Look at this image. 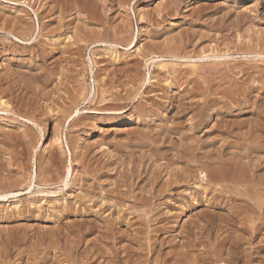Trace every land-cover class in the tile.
<instances>
[{
  "label": "rangeland",
  "instance_id": "rangeland-1",
  "mask_svg": "<svg viewBox=\"0 0 264 264\" xmlns=\"http://www.w3.org/2000/svg\"><path fill=\"white\" fill-rule=\"evenodd\" d=\"M0 26V264H264V0H0Z\"/></svg>",
  "mask_w": 264,
  "mask_h": 264
},
{
  "label": "bare ground",
  "instance_id": "bare-ground-1",
  "mask_svg": "<svg viewBox=\"0 0 264 264\" xmlns=\"http://www.w3.org/2000/svg\"><path fill=\"white\" fill-rule=\"evenodd\" d=\"M80 1H81V0H80ZM103 2H104V1H103ZM67 3H68V2H67ZM74 3H75V2H74ZM94 4H95V3H94ZM67 6H68V5H67ZM76 6H77V5H76ZM76 6H75V7H76ZM91 7H92V6H91ZM102 7H103V6H102ZM169 7H170V6H169ZM73 8H74V7H73ZM176 8H177V7H176ZM81 9H82V8H81ZM78 10H79V9H78ZM85 10H86V9H85ZM67 11H68V10H67ZM102 11H103V9H102ZM91 12H92V11H91ZM96 13H97V12H96ZM101 13H102V12H101ZM79 14H80V13H79ZM92 14H93V12H92ZM92 14H91V15H92ZM103 14H104V13H103ZM59 15H60V14H59ZM76 15H77V14H76ZM81 15H82V14H81ZM85 15H86V14H85ZM89 15H90V14H89ZM244 15H245V14H244ZM56 16H57V15H56ZM101 16H102V15H101ZM76 17H77V16H76ZM84 17H85V16H84ZM85 18H86V17H85ZM96 18H99V17H96ZM90 19H91V18H90ZM92 19H93V18H92ZM103 19H105V18H103ZM61 20H62V19H61ZM82 20H83V19H82ZM94 20H95V19H94ZM96 20H97V19H96ZM110 20H111V19H110ZM4 21H5V20H4ZM14 22H16V21H14ZM100 22H101V21H100ZM120 22H121V21H120ZM125 23H126V22H125ZM12 24H13V23H12ZM17 24H19V23H17ZM90 24H91V23H90ZM128 24H129V23H128ZM83 25H84V24H83ZM223 25H224V24H223ZM0 27H1V26H0ZM215 27H216V26H215ZM75 28H76V27H75ZM22 30H23V29H22ZM59 30H60V29H59ZM89 30H91V29L89 28ZM229 30H230V27H229ZM8 31H9V30H8ZM227 31H228V30H227ZM17 32H19V31H17ZM76 32H77V31H76ZM77 34H79V33H77ZM196 34H197V33H196ZM255 35H256V34H255ZM89 38H90V37H89ZM190 38H191V37H190ZM27 39H28V38H27ZM78 40H79V39H78ZM149 41H150V40H149ZM23 42H24V41H23ZM129 42H130V41H129ZM248 43H249V42H248ZM250 43H251V42H250ZM27 46H28V45H27ZM38 49H39V48H38ZM77 50H78V49H77ZM72 51H73V50H72ZM75 53H76V52H75ZM257 55H259V54H257ZM257 55H256V56H257ZM220 56H221V55H220ZM262 56H263V55H262ZM204 57H207V56L205 55ZM208 57H209V56H208ZM212 57H213V56H212ZM214 57H215V55H214ZM221 57H222V56H221ZM226 57H227V56H226ZM226 57H224V58H226ZM259 57H261V56H259ZM87 58H88V57H87ZM153 58H154V57H153ZM155 58H156V57H155ZM217 58H218V57H217ZM222 58H223V57H222ZM227 58H228V57H227ZM132 59H133V58H132ZM215 59H216V58H215ZM232 61H233V60H232ZM244 61H245V60H244ZM254 61H256V60H254ZM218 62H219V61H218ZM233 62H234V61H233ZM226 63H227V62H226ZM230 63H231V62H230ZM96 65H97V64H96ZM240 65H241V64H240ZM127 66H128V65H127ZM212 66H214V65H212ZM219 66H220V65H219ZM230 66H231V64H230ZM119 67H120V66H119ZM216 67H217V66H216ZM210 68H212V67H210ZM238 68H239V67H238ZM225 69H226V68H225ZM178 71H179V70H178ZM211 71H213V70H211ZM41 73H42V72H41ZM33 76H34V75H33ZM38 76H40V75H38ZM190 76H191V74H190ZM222 76H223V75H222ZM110 77H113V76L111 75ZM164 77H165V76H164ZM180 77H181V76H180ZM187 77H188V76H187ZM200 77H201V76H200ZM43 78H44V77H43ZM260 78H261V77H260ZM36 79H37V78H36ZM130 79H131V78H130ZM120 80H121V79H120ZM178 80H179V79H178ZM221 80H222V79H221ZM224 80H225V78H224ZM18 81H19V80H18ZM43 82H44V81H43ZM250 82H251V81H250ZM22 83H23V82H22ZM40 83H41V82H40ZM204 83H205V82H204ZM109 84H110V83H109ZM193 84H194V83H193ZM10 85H11V84H10ZM43 86H44V85H43ZM46 86H47V85H46ZM211 86H212V85H211ZM6 87H7V86H6ZM98 87H99V86H98ZM72 88H73V87H72ZM118 88H119V87H118ZM15 89H16V88H15ZM100 89H101V88H100ZM124 89H125V88H124ZM192 89H194V87H193ZM71 90H72V89H71ZM194 90H195V89H194ZM225 90H226V89H225ZM21 91H22V90H21ZM146 91H147V90H146ZM189 91H190V90H189ZM211 91H212V90H211ZM59 92H60V91H59ZM45 93H46V92H45ZM199 93H200V92H199ZM204 93H205V92H204ZM183 94H184V93H183ZM120 95H121V94H120ZM9 96H10V95H9ZM13 96H14V95H13ZM258 97H259V96H258ZM222 98H223V97H222ZM234 98H235V97H234ZM8 100H9V99H8ZM191 100H192V99H191ZM33 101H34V100H33ZM65 101H66V100H65ZM99 101H100V100H99ZM127 101H129V100H127ZM230 102H231V101H230ZM195 103H196V102H195ZM177 104H178V103H177ZM60 105H61V104H60ZM213 106H214V105H213ZM14 107H15V106H14ZM47 107H48V106H47ZM3 108H4V107H3ZM63 108H64V107H63ZM103 108H104V106H103ZM109 108H110V107H109ZM110 109H111V108H110ZM191 109H192V108H191ZM5 110H6V109H5ZM25 111H26V110H25ZM39 112H40V111H39ZM100 112H101V111H100ZM40 113H42V112H40ZM76 113H77V112H76ZM183 113H184V112H183ZM25 115H26V114H25ZM201 115H202V114H201ZM31 116H32V115H31ZM38 116H39V115H38ZM32 117H33V116H32ZM58 118H59V117H58ZM76 119H78V118H76ZM76 119H75V120H76ZM26 120H27V119H26ZM73 120H74V119H73ZM58 121H59V120H58ZM198 121H200V120H198ZM258 122H259V121H258ZM262 122H263V121H262ZM55 123H56V122H55ZM178 123H179V122H178ZM180 123H181V122H180ZM196 123H197V122H196ZM202 123H203V121H202ZM205 123H206V122H205ZM36 124H37V123H36ZM179 125H181V124H179ZM179 125H177V126L179 127ZM206 125H207V124H206ZM206 125H205V126H206ZM218 125H219V124H218ZM225 125H226V124H225ZM216 126H217V125H216ZM226 126H228V124H227ZM234 126H235V125H234ZM239 126H240V125H239ZM248 126H249V125H248ZM0 127H1V126H0ZM167 127H168V126H167ZM174 127H175V126H174ZM174 127H173V128H174ZM230 127H231V126H230ZM180 128H181V127H180ZM225 128H226V127H225ZM212 129H213V127H212ZM232 129H233V128H232ZM232 129H231V130H232ZM234 129H235V128H234ZM237 129H238V128H237ZM162 130H163V129H162ZM172 130H173V129H172ZM231 130H230V132H231ZM259 130H260V129H259ZM76 131H77V130H76ZM174 131H175V130H174ZM180 131H181V130H180ZM195 131H197V130H195ZM15 132H16V131H15ZM19 132H20V131H19ZM177 132H178V131H177ZM189 132H190V131H189ZM222 132H223V131H222ZM228 132H229V131H228ZM244 132H245V131H244ZM234 133H236V132L234 131ZM237 133H238V132H237ZM146 134H147V133H146ZM193 134H194V133H193ZM193 134H192V135H193ZM238 134H240V133H238ZM260 134H261V133H260ZM28 135H29V134H28ZM257 135H258V133H257ZM11 136H12V135H11ZM26 136H27V135H26ZM183 136H185V135H183ZM193 136H195V135H193ZM230 136H231V135H230ZM235 136H237V135L235 134ZM244 136H245V135H244ZM29 137H30V136H29ZM144 137H145V136H144ZM237 137H238V136H237ZM239 137H240V135H239ZM256 137H258V136H256ZM4 138H5V137H4ZM6 138H7V137H6ZM15 138H16V137H15ZM27 138H28V137H27ZM145 138H147V137H145ZM74 139H75V138H74ZM162 139H163V138H162ZM182 139H183V138H182ZM191 139H192V138H191ZM194 139H195V138H194ZM196 139H197V138H196ZM196 139H195V140H196ZM224 139H225V138H224ZM229 139H230V138H229ZM229 139H228V140H229ZM242 139H244V138H242ZM246 139H247V138H246ZM254 139H255V138H254ZM260 139H261V138H260ZM8 140H9V139H8ZM18 140H19V139H18ZM75 140H76V139H75ZM184 140H186V139H184ZM197 140H198V139H197ZM244 140H245V139H244ZM256 140H257V139H256ZM67 141H68V140H67ZM136 141H138V140H136ZM143 141H145V140H143ZM147 141H148V140H147ZM179 141H181V140H179ZM187 141H189V139H188ZM199 141L201 142V140H199ZM229 141H230V140H229ZM242 141H243V140H242ZM8 142H9V141H8ZM8 142H7V143H8ZM25 142H26V140H25ZM183 142H184V141H183ZM189 142H190V141H189ZM189 142H188V143H189ZM192 142H193V139H192ZM194 142H195V141H194ZM197 142H198V141H197ZM197 142L194 143V144H195V147H198V143H197ZM200 142H199V143H200ZM3 143H4V142H3ZM74 143H75V142H74ZM185 143L187 144V142H185ZM185 143H184V146L186 147V144H185ZM212 143H213V142H212ZM249 143H250V142H249ZM141 144H143V143L141 142ZM182 144H183V143H182ZM202 144H203V143H202ZM210 144H211V143H210ZM145 145H147V144H145ZM191 145H193V144L191 143ZM199 145H200V144H199ZM207 145H208V144H207ZM154 146H155V145H154ZM169 146H170V145H169ZM188 146H190V145H188ZM188 146H187L186 149H188V150L190 151V149L188 148ZM204 146H205V145H204ZM225 146H226V145H225ZM147 147H148V146H147ZM179 147H180V145H179ZM179 147H178V149H179ZM181 147H182V145H181ZM191 147H192V146H191ZM193 147H194V146H193ZM151 148H152V147H151ZM154 148H155V147H154ZM171 148H172V146H171ZM176 148H177V147H176ZM247 148H248V147H247ZM156 149H157V148H156ZM156 149H155V150H156ZM159 149H160V148H159ZM186 149H185V151L187 152L188 150H186ZM191 149H192V148H191ZM196 149H197V148H196ZM198 149H199V147H198ZM203 149H204V148H203ZM252 149H253V148H252ZM256 149H257V148H256ZM153 150H154V149H153ZM157 151H158V150H157ZM164 151H165V150H164ZM174 151H175V149H174ZM182 151H183V150H182ZM162 152H163V150H162ZM196 152H197V151H196ZM201 152H202V151H201ZM203 152H205V151H203ZM207 152H208V151H207ZM243 152H244V151H243ZM165 153H166V151H165ZM176 153L178 154L179 152H175V154H176ZM180 153H181V152H180ZM211 153H212V152H211ZM211 153H210V154H211ZM185 154H186V153H185ZM208 154H209V152H208ZM208 154L206 153V155H208ZM210 154H209V155H210ZM250 154H251V153H250ZM163 155H164V154H163ZM179 155H182V154H179ZM187 155H188V154H187ZM187 155H186V156H187ZM190 155H191V154H190ZM193 155H195V154H193ZM198 155H200V154H197L196 156H198ZM204 155H205V153H204ZM206 155L204 156L205 158L208 157V156L206 157ZM164 156H165V155H164ZM191 156H192V155H191ZM210 156H211V155H210ZM210 156H209V157H210ZM133 157H134V156H133ZM179 157H180V156H179ZM187 157H188V156H187ZM192 157H193V156H192ZM198 157H201L200 159L204 158V157L201 156V155L198 156ZM212 157H213V155H212ZM225 157H226V156H225ZM88 158H89V157H88ZM175 158H176V157H175ZM193 158H194V157H193ZM196 158H197V157H196ZM218 158H219V157H218ZM226 158H227V157H226ZM229 158H230V157H229ZM235 158H237V157H235ZM185 159H187V158H185ZM189 159H190V158H189ZM211 159H212V158H211ZM214 159H217V157H214ZM221 159H222V158H221ZM238 159H239V158H238ZM74 160H75V159H74ZM182 160H183V159H182ZM182 160H181V161H182ZM191 160H192V159H191ZM191 160H188V161L190 162ZM206 160H208V159H206ZM206 160H205V161H206ZM209 160H210V159H209ZM209 160H208V161H209ZM218 160H219V159H218ZM224 160H226V159L224 158ZM224 160H223V161H224ZM229 160H230V159H229ZM231 160H232V159H231ZM234 160H236V159H234ZM245 160H246V159H245ZM183 161H184V160H183ZM185 161H187V160H185ZM192 161H193V160H192ZM195 161L198 162L199 160L196 159ZM201 161H202V160H201ZM203 161H204V160H203ZM212 161H214V160L212 159L211 162H212ZM215 161H216V160H215ZM221 161H222V160H221ZM221 161H220V162H221ZM227 161H228V159H227ZM239 161H240V160H239ZM248 161H249V160H248ZM217 162H218V161H217ZM217 162H215V163H217ZM228 162H230V161H228ZM249 162H250V161H249ZM185 163H186V162H185ZM191 163L194 165L193 162H191ZM198 163H199V162H198ZM201 163H203V162H201ZM226 163H227V162H226ZM226 163H224V164H226ZM231 163H233V161H232ZM235 163H237V162L235 161ZM235 163H234V164H235ZM253 163H254V161H253ZM128 164H129V163H128ZM196 164H197V163H196ZM203 164H204V163H203ZM222 164H223V163H222ZM224 164H223V167H225ZM244 164H246V163H244ZM244 164H243V165H244ZM200 165H202V164H200ZM227 165H228V163H227ZM230 165H231V164H230ZM232 165H233V164H232ZM239 165H240V163H239ZM126 166H127V165H126ZM189 166H190V165H189ZM204 166H205V165H204ZM218 166H219V165L215 166V168L218 167ZM228 166H229V165H228ZM234 166H236V165H233V167H234ZM237 166H238V165H237ZM244 166H246V165H244ZM97 167H98V166H97ZM191 167H192V166H191ZM219 167H220V169L223 168L221 165H220ZM230 167H231V166H230ZM255 167H256V165H255ZM186 168H187V167H186ZM197 168H198V167H197ZM225 168H226V167H225ZM225 168H223L222 170L224 171ZM228 168H229V167H228ZM234 168H235V167H234ZM234 168H229V169L233 170ZM237 168L242 169V167H241V168H240V167H237ZM84 169H85V168H84ZM187 169L189 170L190 168H187ZM191 169H193V170L195 171L194 168H191ZM210 169H211V168H210ZM216 169H217V168H216ZM216 169H212V170L217 171ZM220 169H219L218 171H220ZM239 169H237V172H238ZM246 169H247V168H246ZM117 170H118V169H117ZM155 170H159V169H155ZM222 170H221V171H222ZM235 170H236V169H235ZM159 171H160V170H159ZM159 171H156V172H159ZM190 171H191V170H190ZM214 171H213V172H214ZM221 171H220V172H221ZM228 171H229V170L227 169V171H226V173H225L226 176L229 175V172H228ZM241 171H243V169H242ZM161 172H162V171H161ZM200 172H201V171H200ZM224 172H225V171H224ZM230 172H234V171H230ZM239 172H240V170H239ZM239 172L237 173V175L239 174ZM185 173L187 174L188 171L185 172ZM203 173H204V170H203ZM211 173H212V172H211ZM215 173H216V172H215ZM217 173H218V172H217ZM217 173H216V174H217ZM227 173H228V174H227ZM241 173H242V172H241ZM68 174H69V172H68ZM150 174H151V173H150ZM157 174H158V173H157ZM178 174H179V173H178ZM208 174H210V173H208ZM212 174H213V173H212ZM220 174H221V173H220ZM234 174H235V173H234ZM234 174H233V175H234ZM259 174H260V173H259ZM154 175H155V174H154ZM158 175H159V174H158ZM188 175H189V174H188ZM192 175H194V174L191 173V176H192ZM203 175H207V173H206V174H203ZM222 175H223L222 177L225 178V177H224V173H223ZM235 175H236V174H235ZM235 175H234L233 177H236ZM242 175H243V173H242ZM242 175H241V176L239 175V176L242 177ZM247 175H248V174H247ZM120 176H121V175H120ZM155 176H156V175H155ZM179 176H180V175H179ZM191 176H190V177H191ZM211 176H212V175H211ZM211 176H210L209 178H208V177H205L206 180H207V181H208L209 179L212 180ZM215 176H216V175H215ZM215 176H214V174H213V177H214V178H215ZM219 176H220V175L218 174V177H217V178H219ZM152 177H153V176H152ZM157 177H158V176H157ZM159 177H160V176H159ZM177 177H178V175H177ZM180 177H181V176H180ZM182 177H183V175H182ZM184 177H185V176H184ZM184 177H183V178H184ZM203 177H204V176H203ZM227 177H228V176H227ZM231 177H232V175L230 174V178H228V180H229V179L232 180L233 178H231ZM154 178H155V177H154ZM191 178H193V176H192ZM223 178H220V180L223 179ZM245 178H246V174H245ZM79 179H80V178H79ZM155 179H156V178H155ZM157 179H158V178H157ZM161 179H162V178H161ZM175 179H176V178H175ZM178 179H179V178H178ZM184 179H185V178H184ZM189 179H190V178H189ZM246 179H247V178H246ZM246 179H243V180L246 181ZM258 179H259V178H258ZM258 179H257L256 181H258ZM151 180H152V179H150V181H151ZM176 180H177V179H176ZM179 180H180V179H179ZM179 180H178V181H179ZM181 180H182V179H181ZM200 180H201V179H200ZM214 180H215V179H214ZM228 180H227V181H228ZM233 180H234V181H238V180L240 181V180H242V178L239 179V177H237V178H235V179H233ZM158 181H159V180H158ZM160 181H161V180H160ZM202 181H203V180H202ZM217 181H218V179H217ZM224 181H225V180L223 179V182H224ZM229 181H230V180H229ZM154 182H155V181H154ZM154 182H153V183H154ZM176 182H177V181H175V183H176ZM182 182H183V181H182ZM184 182H185V181H184ZM164 183H165V182H163V184H164ZM173 183H174V182H173ZM177 183H178V182H177ZM179 183H180V182H179ZM236 183H237V182H236ZM238 183H239V182H238ZM111 184H112V183H111ZM221 184H222V183H221ZM232 184H233V181H232ZM153 185H154V184H153ZM160 185H162V184H160ZM175 185H177V184H175ZM225 185H226V184H225ZM139 186H141V185H139ZM228 186H229V185H228ZM234 186H235V185H234ZM240 186H241V185H240ZM248 186H249V185H248ZM248 186H247V187H248ZM244 187H245V186H244ZM252 187H253V186H252ZM252 187H251V189H252ZM152 188H153V187H152ZM152 188H151V189H152ZM160 188H162V186H160ZM222 188H223V187H222ZM226 188H228V187H226ZM239 188H240V187H239ZM156 189H157V188H156ZM232 189H233V188H232ZM243 189H246V188H243ZM248 189H249V187H248ZM248 189H246V190H248ZM257 189H258V187L256 188V190H257ZM135 190H136V189H135ZM149 190H150V189H149ZM149 190H148V191H149ZM153 190H155V188H154ZM168 190H169V189H168ZM172 190H173V189H172ZM228 190H230V189H228ZM238 190H239V189H238ZM256 190H254V191H256ZM140 191H141V190H140ZM145 191H146V190H145ZM145 191H144V192H145ZM148 191H147V192H148ZM160 191H161V190H160ZM218 191L221 192L220 190H218ZM223 191H225V190L223 189ZM252 191H253V189H252ZM259 191H260V190H258V192H259ZM142 192H143V190H142ZM230 192H232V191H230ZM236 192H239V191H236ZM11 193H12V192H11ZM119 193H120V192H119ZM138 193H139V192H138ZM153 193H154V191H153ZM155 193H156V192H155ZM226 193H227V191H226ZM228 193H229V192H228ZM251 193H255V192H251ZM256 193H257V192H256ZM5 194H7V193H5ZM147 194H148V193H147ZM147 194H146V195H147ZM211 194H212V193H211ZM234 194L237 195L236 193H234ZM244 194H245V192H244ZM246 194H247V193H246ZM246 194H245V195H246ZM260 194H261V193H260ZM7 195H8V194H7ZM7 195H4V196L6 197ZM9 195H10V193H9ZM135 195H136V194H135ZM141 195L143 196V194H141ZM144 195H145V193H144ZM150 195H151V193H150ZM218 195H220L221 197H225L226 199H230V202H231L232 199L235 201L236 198H237V197H234V195L231 196V194H230V195H227V194H225V192H224V193L222 192V193H220V194H218ZM250 195H251V194H250ZM256 195H257V194H256ZM212 196H213V195H212ZM258 196H259V195H258ZM137 197H140L139 194H138ZM145 197L147 198V196H145ZM148 197H149V195H148ZM150 197H151V196H150ZM156 197H157V196H156ZM156 197H155V198H156ZM242 197H243V196H242ZM244 197H245V196H244ZM244 197H243V198H244ZM248 197H249V196H248ZM2 198H4V197L2 196ZM142 198H143V197H142ZM82 199H83V198H82ZM149 199H150V202H151V198H149ZM149 199H148V200H149ZM217 199H218V198H217ZM241 199H242V198H240V200H241ZM222 200H223V199H222ZM252 200H253V199H252ZM81 201H82V200H81ZM141 201H143V200H141ZM143 202H145V201H143ZM147 202H148V201H147ZM237 202H239V201L237 200ZM242 202H243V201H242ZM258 202H260V201H258ZM261 202H262V201H261ZM232 203H233V206H234V203H235V202L232 201ZM232 203H231L230 205H232ZM245 203H246V202H245ZM256 203H257V202H256ZM235 204H236V203H235ZM258 204H259V203H258ZM261 204H262V203H260V205H261ZM139 205H140V204H139ZM156 205H157V204H156ZM128 206H129V205H128ZM130 206H131V205H130ZM223 206H224V205H223ZM223 206H222V207H223ZM237 206H238V205H237ZM239 206H240V205H239ZM241 206H242V205H241ZM250 206H251V205H250ZM252 206H253V205H252ZM257 206H258V205H257ZM261 206H262V205H261ZM151 207H152V206H151ZM227 207H228V206H227ZM234 207H236V205H235ZM255 207H256V206H255ZM67 208H68V207H67ZM220 208H221V207H220ZM260 208H261V207H260ZM74 209H75V208H74ZM252 209H253V208H252ZM256 209H257V208H255V210H256ZM262 209H263V207H262ZM235 210H236V208H235ZM238 210H239V208H238ZM240 210H241V209H240ZM263 210H264V209H263ZM232 211H233V210H232ZM232 211H231V212H232ZM241 211L244 212V210H241ZM238 212H239V211H238ZM256 212H257V211H256ZM258 212H259V211H258ZM240 213H241V212H240ZM260 213H261V211H260ZM263 213H264V212H263ZM140 214H141V213H140ZM258 214H259V213H258ZM212 215H213V214H212ZM226 215H228V213H227ZM232 215H233V214H232ZM260 215H263V214H260ZM207 216H208V215H207ZM235 216H237V214H236ZM250 216H251V215H250ZM209 217H210V215H209ZM213 217H214V216H213ZM226 217L229 218L228 216H226ZM226 217H225V220H226ZM232 217H233V216H232ZM232 217H231V218H232ZM202 218H203V216H202ZM205 218H206V216H205ZM206 219H207V218H206ZM219 219H220V218H219ZM227 220H229V219H227ZM230 220H232V219H230ZM230 220H229L228 222H230ZM234 220H235V219H234ZM237 220H239V219H237ZM241 220H242V219H241ZM241 220H240V221H241ZM207 221L209 222V225H210V224H212L215 220L212 219V221H210V220H207ZM220 221H221V220H220ZM252 221H253V220H252ZM200 222H201V221H200ZM222 222H225V221H222ZM232 222H233V221H232ZM234 222H235V221H234ZM238 222H239V221H238ZM235 223H236V222H235ZM243 223H244V222H243ZM79 224H80V223H79ZM195 224H196V223H195ZM213 224H214V226H217L216 228H218V226H219L218 223H217V224L213 223ZM225 224H227V222H226ZM96 225H97V224H96ZM196 225H197V224H196ZM204 225H205V223H204ZM204 225L202 226L203 228H204ZM229 225H230V224H229ZM232 225H233V224H232ZM234 226H236V225L234 224ZM242 226H243V225H242ZM244 226H246L245 223H244ZM232 227H233V226H232ZM232 227H231V228H232ZM259 227H260V226H259ZM67 228H68V227H67ZM91 228H92V227H91ZM95 228H96V227H95ZM195 228H196V227H195ZM206 228H207V227H206ZM208 228H211V227L209 226ZM208 228H207V229H208ZM212 228H215V227L212 226ZM216 228H215V229H216ZM221 228H222V227H221ZM221 228H220V229H221ZM228 228H229V227H228ZM231 228H229V229H231ZM239 228H240V227H239ZM242 228H244V227H242ZM242 228H241V230H242ZM247 228H248V227H247ZM250 228H251V227H250ZM253 228H254V227H253ZM255 228H256V225H255ZM142 229H143V228H142ZM200 229H201V228H200ZM215 229H214V230H215ZM218 229H219V228H218ZM244 229H245V228H244ZM248 229H249V228H248ZM248 229H247V230H248ZM71 230H72V229H71ZM91 230H92V229H91ZM144 230H145V229H144ZM182 230H183V229H182ZM231 230H232V229H231ZM238 230H239V229H238ZM255 230H256V229H255ZM76 231H77V230H76ZM234 231H235V229H234ZM245 231H246V229H245ZM245 231H244V232L242 231V232L245 233ZM253 231H254V230H253ZM259 231H260V230H259ZM259 231H257V232H259ZM206 232H207V231H206ZM214 232H215V231H214ZM226 232H227V231H226ZM231 232H232V231H231ZM242 232H241V233H242ZM121 233H122V232H121ZM211 233H212V231H211ZM211 233H210V234H211ZM216 233H217V232H216ZM250 233H251V231H250ZM252 233H254V232H252ZM262 233H263V232H262ZM231 234H233V233H231ZM246 234H247V233H246ZM255 234H257V233H255ZM11 235H12V234H11ZM75 235H76V234H75ZM143 235H144V234H143ZM241 235H242V234H241ZM252 235H253V234H252ZM20 236H21V235H20ZM79 236H81V235H79ZM225 236H226V235H225ZM249 236H250V234H249ZM256 236H257V235H256ZM238 237H239V236H238ZM243 237H244V236H243ZM79 238H80V237H79ZM182 238H183V237H182ZM218 238H219V237H218ZM240 238H241V237H240ZM246 238H247V237H246ZM246 238H243V239H246ZM253 238H254V237H253ZM117 239H118V238H117ZM146 239H147V238H146ZM224 239H227V237H225ZM237 239H238V238H237ZM109 240H110V239H109ZM213 240H214V239H213ZM222 240H223V239H222ZM222 240H221V241H222ZM241 240H242V239H241ZM247 240H249V239H247ZM247 240H246V241H247ZM110 241H111V240H110ZM226 241H227V240H226ZM246 241H245V242H246ZM87 242H88V241H87ZM181 242H182V241H181ZM223 242H225V240H224ZM162 243H163V242H162ZM206 243H207V242H206ZM221 243H222V242H221ZM225 243H226V242H225ZM227 243H228V241H227ZM232 243L235 244V238H233V239L230 240V245H231ZM222 244H223V243H222ZM47 245H48V244H47ZM142 245H143V244H142ZM253 245H255V244H253ZM37 246H38V245H37ZM39 246H40V245H39ZM127 246H128V245H127ZM133 246H134V245H133ZM139 246H140V245H139ZM185 246H186V245H185ZM210 246H211V245H210ZM218 246H219V245H218ZM237 246H238V244H237ZM107 247H108V246H107ZM171 247H172V246H171ZM194 247H195V246H194ZM207 247H208V246H207ZM207 247H206V248H207ZM239 247H240V245H239ZM229 248H231V246H230ZM232 248H233V247H232ZM234 248H236V247H234ZM33 249H35V248H33ZM184 249H185V248H184ZM240 249H241V247H240ZM36 250H37V249H36ZM65 250H66V249H65ZM103 250H104V249H103ZM218 250H219V249H218ZM222 250H223V249H222ZM222 250H221V251H222ZM224 250H225V249H224ZM226 250H228V249L226 248ZM231 250H232V252L229 253V258L234 257V256H232V253H234V254L236 253L235 251L233 252V249H231ZM238 250H239V249H238ZM244 250H245V249H244ZM244 250L241 249L240 252H243ZM176 251H177V250H176ZM229 251H230V250H229ZM95 252H96V251H95ZM240 252H239V255H240V254H243V253H240ZM244 252H247V251H244ZM65 253H66V252H65ZM98 253H99V252H98ZM190 253H191V252H190ZM211 253H212V252H211ZM216 253H217V252H216ZM226 253H227V252H226ZM248 253H249V252H248ZM257 253H259V252H257ZM257 253H256V254H257ZM260 253H261V252H260ZM40 254H41V253H40ZM155 254H156V253H155ZM227 254H228V253H227ZM236 254H237V253H236ZM251 254H252V253H251ZM1 255H2V254H1ZM47 255H48V254H47ZM140 255H142V254H140ZM143 255H144V254H143ZM176 255H177V254H176ZM189 255H190V254H189ZM237 255H238V254H237ZM244 255H245V254H243V256H244ZM257 255H258V254H257ZM54 256H55V255H54ZM144 256H145V255H144ZM215 256H216V255H215ZM222 256H223V255H222ZM248 256H250V255L248 254ZM38 257H40V256H38ZM116 257H117V256H116ZM127 257H128V256H127ZM200 257H201V256H200ZM209 257H210V256H209ZM213 257H214V255H213ZM240 257H241V256H240ZM240 257H239V258H240ZM258 257H259V256H258ZM122 258H123V257H122ZM128 258H129V257H128ZM203 258H204V257H203ZM237 258H238V257H237ZM242 258H243V259H246V258H247V255H246V257H242ZM248 258H249V257H248ZM251 258H252V256H251ZM73 259H74V258H73ZM205 259H206V258H205ZM209 259H210V258H209ZM216 259H217V258H216ZM155 260H156V259H155ZM169 260H170V259H169ZM198 260H199V259H198ZM232 260H233V259H232ZM234 260H236V259L234 258ZM246 260H249V259H246ZM246 260H245V261H246ZM106 261H107V260H106ZM137 261H138V260H137ZM180 261H181V260H180ZM205 262H206V261H205ZM227 262H228V261H227ZM230 262H231V261H230ZM259 262H260V261H259ZM59 263H60V261H59ZM59 263H58V264H59ZM166 263H168V262L166 261ZM232 263H233V262H232ZM67 264H68V263H67ZM160 264H161V263H160Z\"/></svg>",
  "mask_w": 264,
  "mask_h": 264
}]
</instances>
